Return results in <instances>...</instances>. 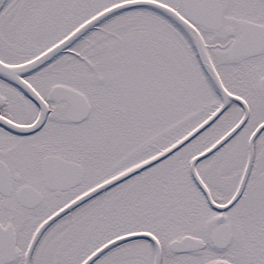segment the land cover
<instances>
[{"label":"snow or ice","instance_id":"snow-or-ice-1","mask_svg":"<svg viewBox=\"0 0 264 264\" xmlns=\"http://www.w3.org/2000/svg\"><path fill=\"white\" fill-rule=\"evenodd\" d=\"M0 264H264V0H0Z\"/></svg>","mask_w":264,"mask_h":264}]
</instances>
